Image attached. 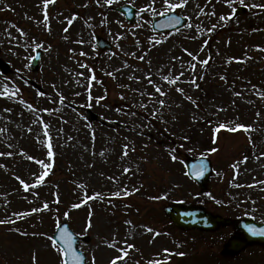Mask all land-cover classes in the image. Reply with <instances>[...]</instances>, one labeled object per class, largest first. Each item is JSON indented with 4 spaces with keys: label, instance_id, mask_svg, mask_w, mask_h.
Segmentation results:
<instances>
[{
    "label": "rangeland",
    "instance_id": "1",
    "mask_svg": "<svg viewBox=\"0 0 264 264\" xmlns=\"http://www.w3.org/2000/svg\"><path fill=\"white\" fill-rule=\"evenodd\" d=\"M150 2L54 0L45 21L43 0H0V61L9 65L7 74L0 73V153H12L0 156V220L15 221L0 225V264H32L33 252L38 264H60L48 237L62 220L76 235L88 236L87 244L79 243L87 264L93 258L95 264H109L120 254L117 248H126L125 241L134 247L120 264L167 259V264H264L256 263L264 261L261 246L221 258L231 229H219L193 245L204 239L168 228L160 214L172 202L197 200L199 189L184 175L185 156L202 154L200 141L213 127L239 124L250 130L235 136L222 130L217 151L208 156L214 172L201 201L213 215L264 223V184L259 183L264 181V10L251 7L264 0H188L171 11L155 0V13L142 11ZM126 4L138 11L133 24L116 12ZM238 7L244 12L234 16ZM169 12L184 17L186 27L171 34L153 32L152 19ZM94 35L109 42L112 52L99 51ZM37 49L41 58L32 72ZM181 72L175 85L163 80ZM149 78L167 95L159 96ZM86 109L96 122L86 121ZM167 140L184 147L173 153ZM125 144L127 156L122 155ZM100 154L105 158L95 164ZM37 160L52 167L43 183L25 191L16 176L35 184L44 171ZM125 189L138 191L125 196ZM117 192L120 196L113 195ZM96 194L92 202L86 200ZM45 203L47 210L15 215ZM89 220L92 227L86 230ZM113 242L116 248L108 247Z\"/></svg>",
    "mask_w": 264,
    "mask_h": 264
},
{
    "label": "snow or ice",
    "instance_id": "2",
    "mask_svg": "<svg viewBox=\"0 0 264 264\" xmlns=\"http://www.w3.org/2000/svg\"><path fill=\"white\" fill-rule=\"evenodd\" d=\"M50 2H54V0H43V3H44V8H45V13H44V20L47 21L48 19V16H47V6ZM99 2V0H98ZM114 2V0H105V3L106 4H112ZM188 2V0H178V2H174V0H163V7L165 8V11H171V10H175V9H178V8H183L185 6V4ZM239 2L241 4L244 3V0H239ZM153 4H155V0H151V2L149 4H147L143 9L142 11L144 12H147V11H152L153 13H155V9L153 8ZM251 7H255V8H260L261 10H264V4H260V5H256V4H253L251 5ZM72 19H75V17H73ZM72 19H70L68 21L69 25L72 23ZM221 20H226V19H231V16H228V17H225V16H221L220 17ZM47 26V25H46ZM191 26V25H189ZM215 27V25H213V28ZM65 31L67 32L68 29L66 28ZM209 31H211V29H209ZM20 34L23 36L25 35V33L23 31L20 32ZM157 43H159V41H157ZM205 43H207V41H205ZM37 47H42V45H37ZM264 50V49H262ZM187 51V50H185ZM82 55L84 53H81ZM189 56L192 57L193 60H196L197 57L193 55V53L191 52H188L187 53ZM139 59L143 60L144 57L141 56L139 57ZM201 63L203 64H207L208 61L207 60H204L202 61ZM82 67H84V65H82ZM196 65L193 64L192 65V68L193 70L195 69ZM111 75V73L109 74ZM183 75V72H181L179 74V76H176L175 78H170L169 76H164L163 77V80L166 81L168 84H172V85H175L178 80L180 79V76ZM132 77H130L131 79ZM223 79V77H221ZM91 79H95V77L93 76ZM202 79V77H201ZM149 83L150 84H153V87L155 88V92L159 94V96L163 97V96H166L167 94L161 89L160 86L158 85H155L153 83V81L149 78ZM192 84H196V81L195 79H193L191 81ZM198 86V85H197ZM255 87V86H254ZM177 92H183V89L181 88H177L176 89ZM3 95H8L7 92H4ZM141 95H143V93H141ZM236 95H239V93H236ZM151 96V94H150ZM91 99V97H90ZM102 99V98H101ZM160 105L161 108L164 107L165 105V100L163 99H160L157 101ZM97 103H99V99H97ZM144 106V105H142ZM7 111V110H6ZM45 111H47V109H45ZM156 115V112L154 111L153 112V116L155 117ZM47 128H48V125L47 124H44V129H45V132H44V135L45 137H48V132H47ZM227 130V131H230V132H236L238 130H241L243 129L244 131H249L250 130V126H245V125H236L235 127H231L229 125H226V124H219L218 126H216L213 130V139L215 141V134L220 132L221 130ZM49 138V143L47 145V148H48V152H47V155H48V158L51 159L54 155L53 151H52V146H51V143H50V137ZM128 148L129 146L127 144H125L123 146V153L122 155L123 156H127L128 155ZM174 151V150H173ZM212 152H215L217 151V149L213 148L211 149ZM2 155H12V153H0V156ZM29 160H33L34 158L29 156L28 157ZM171 159L172 160H176L177 157L175 155H171ZM244 160L246 161L247 160V157L244 158ZM244 162V161H241V163ZM36 163L40 164L44 171L41 172V174L39 176L36 177V182L35 184L33 185H29L27 183H25V181L23 179H21L19 176H16V179L19 181V183L22 185V187L24 188L25 191H28L30 187H35L41 183L44 182L45 180V177L48 175V170L51 169L52 165L49 164V163H45L44 161H40V160H37ZM3 165H0V167H2ZM201 168H203V165L200 166ZM235 167V165L233 166ZM130 169L128 168H125L124 169V172L127 173L129 172ZM203 173L200 172L199 175H202ZM187 175V173H186ZM195 175V174H194ZM259 183L261 184H264V181H260ZM254 185H250V187H252ZM135 191H138V189H133L132 192H129L127 191L126 189L123 191V194L125 196H128V195H131L133 194V192ZM113 195L115 196H120V192H117V193H114ZM99 197V194H96L95 196H90L88 197L87 199H95V198H98ZM161 197H155L154 199H160ZM57 203H59V200L57 199L56 201ZM81 205L80 204H74L72 205L73 208H78L80 207ZM48 204L45 203L43 205V208L42 209H37V208H33L31 210V212H28V213H16L15 215L18 217V218H23L24 216L26 215H31L32 213H35V212H39V211H42V210H47L48 209ZM89 215L91 216V213H89ZM64 216H65V219L68 218L69 216V213L68 212H65L64 213ZM15 221L11 220V219H6V220H0V225L2 224H6V223H14ZM92 227V224H91V220H89L88 224L86 225V230L91 228ZM16 231H19L18 229ZM147 231L151 232L153 231L151 228L147 229ZM249 231L251 232L252 235L256 236V235H259V236H264V228L262 229H254V228H249ZM21 235H26V233H23L21 232L20 233ZM156 235H159V233H156ZM49 240H52V248L54 250H56L59 254H60V264H79L80 260H81V257L76 253V251L73 249V246H72V239H71V235L67 233V229H65V233H63L61 235V242L64 244V247H58L57 243L55 240H53L52 237H48ZM126 243V248H117V252L120 253L119 255H116L114 256L109 264H120V262L124 261L125 257L128 255V249H132L134 247V245L130 244V243ZM108 247L110 248H116V243L113 242L112 244H109ZM165 253H167L169 256H171L173 253H171L168 249H165L164 250ZM175 255H180V256H183L185 255L184 253H175ZM32 264H38V254L36 252H33L32 253ZM93 264H95V258H93ZM150 264H167V261H152L150 262Z\"/></svg>",
    "mask_w": 264,
    "mask_h": 264
},
{
    "label": "water",
    "instance_id": "3",
    "mask_svg": "<svg viewBox=\"0 0 264 264\" xmlns=\"http://www.w3.org/2000/svg\"><path fill=\"white\" fill-rule=\"evenodd\" d=\"M164 19H173V22L169 24L166 28H158L159 31L167 29L172 30L175 28H180L183 23L176 19L174 16H169ZM99 46L101 47V41H99ZM40 54L37 53L35 59L32 62V69H36L37 62L39 60ZM0 70L5 71L7 70V66L3 63H0ZM89 120H94L95 117L88 115ZM203 165V168L200 166ZM186 170L187 175L194 180L199 187L203 190L205 188V184L207 178L210 175V164L206 159H197V160H188L186 162ZM202 172V175L199 173ZM195 174V175H194ZM168 217L172 220L174 225L181 230H189V229H198V230H214L216 226L219 224L224 226H232L238 232H240L243 237L242 238H235L231 239L223 250V254H237L242 249H244L249 243H264V236L259 235H252L249 231V228L254 229H262L264 226H256L253 225L249 221H226L221 218H212L208 215L203 209L200 208H187L181 207L177 205H173L168 209H165ZM65 229H67L66 225H61L57 230L55 235L53 236L56 243L62 248L64 244L61 242V235L65 233ZM67 233L70 234L69 230L67 229ZM77 243L74 244L72 241L73 249L76 251Z\"/></svg>",
    "mask_w": 264,
    "mask_h": 264
},
{
    "label": "bare ground",
    "instance_id": "4",
    "mask_svg": "<svg viewBox=\"0 0 264 264\" xmlns=\"http://www.w3.org/2000/svg\"><path fill=\"white\" fill-rule=\"evenodd\" d=\"M104 155L100 154V156H97V158H95V164L101 162L104 160ZM119 164L123 165V161L121 160L120 162H118ZM115 165V164H114Z\"/></svg>",
    "mask_w": 264,
    "mask_h": 264
}]
</instances>
